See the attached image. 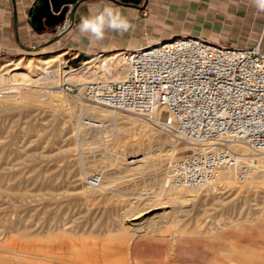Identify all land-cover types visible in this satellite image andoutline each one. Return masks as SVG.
<instances>
[{"label": "rangeland", "instance_id": "rangeland-1", "mask_svg": "<svg viewBox=\"0 0 264 264\" xmlns=\"http://www.w3.org/2000/svg\"><path fill=\"white\" fill-rule=\"evenodd\" d=\"M48 41L0 59V264H264V178L255 168L264 169V153L250 157L253 173L245 183L217 184L214 192L201 188L175 203L166 193L158 201L137 197L141 190H158L149 175H128L89 190L87 182L108 172L123 142L146 145L125 150L119 169L151 157L159 143L168 176L170 162L186 149L173 148L166 134L140 116L61 90L65 82L81 88L119 80L120 60L98 74L82 72L98 56L120 50L81 57L46 46ZM57 55L35 76L38 59ZM18 73L39 81L32 88L11 85L8 74ZM33 90L34 101H26ZM86 107L114 117L97 120ZM167 116L162 112L160 119Z\"/></svg>", "mask_w": 264, "mask_h": 264}, {"label": "built area", "instance_id": "built-area-1", "mask_svg": "<svg viewBox=\"0 0 264 264\" xmlns=\"http://www.w3.org/2000/svg\"><path fill=\"white\" fill-rule=\"evenodd\" d=\"M120 1V0H116ZM123 78L61 90L80 100L142 117L185 152L169 165L175 188L201 189L222 171L239 183L250 157L264 153V51L197 36L123 49ZM68 61L66 62V64ZM167 120L160 119L161 113ZM89 182L97 186L98 177Z\"/></svg>", "mask_w": 264, "mask_h": 264}, {"label": "crops", "instance_id": "crops-1", "mask_svg": "<svg viewBox=\"0 0 264 264\" xmlns=\"http://www.w3.org/2000/svg\"><path fill=\"white\" fill-rule=\"evenodd\" d=\"M35 0H0V59L18 53L23 47L48 41L52 29L35 32L27 13ZM142 4V3H141ZM105 6L118 8L133 24L123 35L107 32L95 45L79 35L83 17L96 14ZM197 36L217 44L251 47L259 43L264 51V12L252 0H148L143 11L118 6L107 0H87L73 16L70 30L50 47H63L81 57L111 50L137 49L174 36Z\"/></svg>", "mask_w": 264, "mask_h": 264}, {"label": "bare ground", "instance_id": "bare-ground-1", "mask_svg": "<svg viewBox=\"0 0 264 264\" xmlns=\"http://www.w3.org/2000/svg\"><path fill=\"white\" fill-rule=\"evenodd\" d=\"M121 52V51H120ZM120 55V56H119ZM60 55L57 56H47V57H42L40 59H38L39 61V66H37L34 70L35 71V76L40 75L46 68L47 65H49L52 62H57L59 60ZM119 57V58H118ZM116 60H120V64L123 61V56H122V52L119 54H111L108 56L105 55H101L98 56V58L93 59L92 63H86L90 64L87 65L85 67V69L83 70L82 74L88 73L89 71L92 72L93 74H98L101 73L106 67H107V63H111L113 64L114 61ZM37 61V60H36ZM28 62V61H27ZM116 63V62H115ZM15 66V65H14ZM13 66V67H14ZM17 66V65H16ZM26 66V65H25ZM36 66V65H35ZM14 67L12 70H16ZM28 68V67H27ZM74 71V70H73ZM109 70H106V72H108ZM76 72V71H75ZM59 73V72H58ZM82 74H79L80 79L82 78ZM10 76V81L12 82L11 85H22V86H26V87H33L35 86V84L38 83V79H33L31 76L28 75H24V74H8V77ZM19 76V77H18ZM96 76V75H95ZM63 78V77H61ZM78 78V80H79ZM123 75L121 72V76L119 78L122 79ZM88 79V78H87ZM118 79V78H117ZM116 80V79H115ZM64 81V80H63ZM30 90V89H29ZM32 90V89H31ZM35 90V89H34ZM33 90V91H34ZM12 91V90H11ZM38 92V91H37ZM37 92L34 91H28L27 94L29 95V97L27 96L25 99L28 102H33L34 100L31 99L32 97H34V95L37 94ZM45 93V92H44ZM43 93V94H44ZM14 96V95H13ZM8 97V96H7ZM19 98V97H18ZM4 99V98H2ZM9 99V98H8ZM24 99V100H25ZM14 100V99H13ZM5 101V100H4ZM11 102V101H10ZM6 103V102H5ZM9 103V102H8ZM16 107V106H15ZM85 111L88 112L91 115H94L95 118L97 120H100L102 118L105 117H114V114L112 113V111H106L104 109H98L95 107H86ZM6 112V111H5ZM76 120V119H75ZM94 121V120H93ZM92 121V122H93ZM90 122V121H89ZM99 122V121H98ZM146 122V121H145ZM96 123V122H95ZM91 124V122L89 123ZM85 125V124H84ZM102 125V124H100ZM81 126H83V123H81ZM86 126V125H85ZM91 126H96L93 123L91 124ZM101 127V126H100ZM141 129V127H138ZM147 128V127H146ZM81 130V129H80ZM156 130V129H155ZM147 131V130H146ZM144 130L145 133H148V131L146 132ZM152 133V132H151ZM153 136V135H152ZM139 138V137H138ZM96 139V138H95ZM132 139V138H130ZM126 141V140H125ZM159 141V140H158ZM146 144L145 142L141 141V140H137V139H133L130 141H126L123 142L122 144H119V147L117 148V151H115L116 156L115 158L112 160V163L109 164L108 162V172L107 173H101L99 174L100 176L98 177V183L97 186H100V188H102V186L105 183H112L115 181V179H120L130 175H140L141 177H146V176H154L155 178V183L157 184L158 190L157 191H151L149 189L144 190L141 192H139V195H137L138 198L140 199H144L146 202H149L151 199H153V201H158L161 198L165 197L164 194L166 193L168 198L175 203L177 200H179L180 198H182L181 196H185L190 192H195V190L200 191V189H189V188H175L171 182H170V178L168 176V173H166L165 170L162 169V166L164 165V159L161 156V153L163 150H161V146L159 143H157L155 145L156 149L154 150V152L152 153L151 157L145 156L139 159H132L129 162V166L124 167L123 169H119L120 168V160H122L123 158V153L125 150H138L141 147H144ZM148 145V144H147ZM162 145V144H161ZM150 148V147H149ZM171 148V147H170ZM173 148H175V146H173ZM19 149V148H18ZM166 150V149H165ZM167 151V150H166ZM173 151V150H172ZM130 152V151H129ZM70 153V152H69ZM114 153V154H115ZM45 154V153H44ZM172 154V153H171ZM146 155V154H145ZM42 156V155H41ZM114 156V155H113ZM139 156V155H138ZM8 157V156H7ZM40 157V156H39ZM46 158V157H45ZM6 161V160H5ZM17 161V160H16ZM248 161H253L252 158H249ZM255 161V160H254ZM257 161V160H256ZM6 163V162H5ZM257 163H259L257 161ZM26 164V163H25ZM104 164V163H103ZM101 165V164H100ZM105 165V164H104ZM260 165V164H259ZM258 164L255 165L256 169H259L258 173L260 174V176H262V178H264V169H261V167ZM264 166V165H263ZM107 167V166H106ZM264 168V167H263ZM253 173V172H252ZM16 177V176H15ZM19 177V176H18ZM82 177V176H81ZM140 177V178H141ZM258 177V176H257ZM7 178V177H6ZM14 179V178H13ZM34 179V178H33ZM86 180V179H85ZM122 180V179H120ZM35 182V181H34ZM232 182H236L235 178L233 177V175H231L229 172L226 171H222L218 174V176L216 177V179L208 184L206 187H204V190H208L210 192H214L216 191V185L217 184H222V185H229ZM262 182V181H261ZM16 183V182H15ZM148 183V182H147ZM166 183H168L167 186V190H165L166 188H164V186H166ZM237 183V182H236ZM87 184L91 187H89V190H91L92 187V183L91 182H87ZM114 184V183H113ZM239 184V183H238ZM87 187V188H88ZM226 187V186H225ZM94 189V188H93ZM98 189V188H97ZM152 189V188H150ZM95 190V189H94ZM101 190V189H99ZM106 190V189H105ZM85 194V193H84ZM205 194V193H204ZM206 196V195H205ZM9 197V196H8ZM135 197V198H137ZM167 199V198H166ZM136 200V199H135ZM163 200V199H162ZM168 200V199H167ZM166 200V203H167ZM162 202V201H161ZM178 203V202H177ZM182 203V202H181ZM137 204V203H136ZM164 204V203H163ZM204 204V203H203ZM132 205V204H131ZM171 205V204H170ZM175 205V204H173ZM264 205V204H263ZM184 209V208H183ZM192 209V208H191ZM182 211V210H181ZM183 212V211H182ZM187 216V215H186ZM260 216V215H259ZM175 217V216H174ZM184 217V216H183ZM163 218V217H162ZM178 218V217H177ZM247 222V221H246ZM168 223V222H167ZM243 224V223H242ZM257 227V226H256ZM134 229V228H133ZM138 229L136 228V231ZM135 231V230H134ZM258 233V232H257Z\"/></svg>", "mask_w": 264, "mask_h": 264}, {"label": "water", "instance_id": "water-1", "mask_svg": "<svg viewBox=\"0 0 264 264\" xmlns=\"http://www.w3.org/2000/svg\"><path fill=\"white\" fill-rule=\"evenodd\" d=\"M87 0H35L27 13V22L35 32L46 29L55 31L45 44L51 45L60 40L71 28L76 8ZM118 6L143 11L148 0H107ZM142 3V4H141ZM39 48H32L38 50Z\"/></svg>", "mask_w": 264, "mask_h": 264}, {"label": "clouds", "instance_id": "clouds-1", "mask_svg": "<svg viewBox=\"0 0 264 264\" xmlns=\"http://www.w3.org/2000/svg\"><path fill=\"white\" fill-rule=\"evenodd\" d=\"M252 3L259 12H264V0H252ZM78 28L79 35L87 37L89 43L95 45L105 39L107 32L123 35L133 29V24L118 8L105 6L96 14L83 17Z\"/></svg>", "mask_w": 264, "mask_h": 264}]
</instances>
